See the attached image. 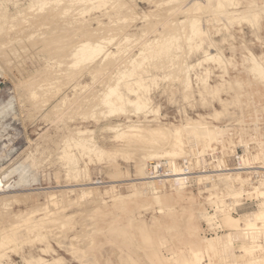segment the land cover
I'll use <instances>...</instances> for the list:
<instances>
[{"label": "rangeland", "instance_id": "1", "mask_svg": "<svg viewBox=\"0 0 264 264\" xmlns=\"http://www.w3.org/2000/svg\"><path fill=\"white\" fill-rule=\"evenodd\" d=\"M202 1L44 0L43 9L36 10L29 8L31 0H0V108L11 103L0 121V201L8 198L2 203L5 207L0 202V232L8 225V215L39 206L44 212L33 218H44L48 227L29 234L35 238L22 227L5 244L0 234V255L4 254L0 264H37L39 260L43 264H174L186 243L205 239L200 235L206 220L203 203L216 207L222 214L220 222L228 216L243 219L242 228L251 218L264 225L256 220L264 219L263 205L237 216L224 210L229 203L264 198L263 190L252 194L244 187L241 175L198 178L189 188L162 182L152 189L147 184H130L138 179L135 159L152 141L142 131L115 138L113 131L103 130L115 125L126 130L130 123L141 128L188 127V119L197 120L201 127L219 131L215 142L195 149L181 143L171 157L153 158L146 165L188 155L199 161L215 149L228 164L236 152L244 154L246 164L264 163V82L249 72L247 60L252 54L264 64V0H210L206 6L191 8ZM64 36L70 38L69 46L80 39L102 42L105 52L73 68V58L54 52V42ZM203 50L216 58L209 74L203 72L204 63L198 64ZM219 55L230 62L223 70L217 67ZM184 65L192 67L188 73ZM127 68L133 84L124 86L127 74L119 72ZM139 84L149 89L153 112L145 109L136 114L128 104L102 103L110 90L116 94L108 101L117 95L132 100ZM33 87L34 96L48 102L39 113L28 114L22 107L28 108L33 100L27 95ZM77 131H92L86 135L97 141L104 155L80 156L74 142L65 138ZM170 142L164 140V147ZM36 148L41 165L34 171L22 162ZM64 152L77 159L76 176L66 172ZM87 190L93 194L81 197ZM156 192L163 196L160 205L152 201ZM228 233L226 229L216 237L226 240ZM233 234L224 258L209 252L200 264L250 260L239 246L245 242L241 231ZM78 236H88L90 241L81 242ZM258 244L262 249L256 255L264 264L263 234Z\"/></svg>", "mask_w": 264, "mask_h": 264}, {"label": "bare ground", "instance_id": "2", "mask_svg": "<svg viewBox=\"0 0 264 264\" xmlns=\"http://www.w3.org/2000/svg\"><path fill=\"white\" fill-rule=\"evenodd\" d=\"M43 1L44 0H31V2H28V3H31V7H29V8H33V9L35 8L36 10H41V9H43ZM209 1L210 0H204V2L202 1L203 3L194 2V3L191 4L192 5L191 8H197V7H199V6L203 5V4H204V6H206V5H208ZM120 3H118V4H120ZM124 6H126V4H124ZM112 7H113V5H112ZM256 17H257V15L255 16V18ZM196 32H197V30L196 31H193V34L191 33V36L192 35L194 36L196 34ZM83 34H85V33L83 32L82 35ZM66 36H69V35H66ZM66 36L62 37L61 39H57V40H60V41H55L54 42V52H55L56 55H59V54L61 55L62 54V56L64 58H66V57L73 58V62H72V67L73 68H76L79 65H81V64H83L85 62H88L89 60H94L95 58H97L98 56H100V54L104 51V49H103L104 48L103 43L102 42L95 41V40L94 41L91 40V41H88L87 42L86 40H83L82 41L80 39V41H79V43L77 45L74 44L72 46H69L68 45V41L70 40V38H68ZM69 43H71V42H69ZM196 46H194V47H196ZM53 59H54V57H53ZM218 59H219V62H218L219 65H217V67L220 70H223L224 67H226L228 64H230V62L228 60H225L224 57L221 56V55L218 56ZM215 60H216V58L214 59V54H210V53H208V51H204L203 50V58H202V60L198 64L204 63L206 65L205 68L203 69L204 74H209L210 70L212 69L210 67V64L213 65L214 67H216V65L214 63ZM247 60H248V62L251 63V66L249 67V72L252 73V74H254V75H256V76H259V78H257V79L260 80V81H262V82H264V64H262V63L258 62L257 60H255V58H254V56L252 54H250L249 57H247ZM105 65H108V64H105ZM132 65H133V63H132ZM137 66H140V65H137ZM109 67H110V65H109ZM191 68H192L191 66L184 65V70H185L186 73H188V71L191 70ZM102 69H106V68H102ZM127 70H128V68H127ZM100 71H102V70H100ZM129 72H130L129 70L128 71H120L119 72L121 75L123 74V76H125V74H127V80H125L124 78L122 79V84L124 86H126L127 84H133L132 78L129 77ZM259 74H263V75H259ZM49 75H52V74H49ZM33 77L34 76H32V78ZM37 77H40V79H41V76H37ZM22 80H21L20 83H23L24 84V82H22ZM25 80H27V79H25ZM74 80H75V78H74ZM32 81H35V80L33 79ZM37 81H39L38 78H37ZM53 81H48L47 80L46 82H51L50 84L52 85V83H54ZM26 83H29V86H30V82L27 81ZM23 84H21V86ZM68 84H69V82H68ZM37 85L35 84V88L37 87ZM24 86H28V85L25 84ZM108 86L110 87V85H108ZM40 87L41 88H44L42 86H40ZM40 87H38V88L40 89ZM109 87H108V89H111ZM25 88L26 87H24V89ZM49 88L50 87H48V89ZM29 89H31V87H29ZM33 89H34V87L32 88L31 91L28 90L29 91V94H27V93L26 94L28 96H34L35 94H37L36 91H35V89H34V91H33ZM136 89H137V91L134 93V98L132 100H129V99H126L123 96L117 95L111 101L110 100L108 101V97H111L114 94H116V91L115 90H112V91L110 90V94H105L103 96L102 103L103 104H106V105L107 104H111V103H113V104H116V103H124V105L125 104H128L131 107L134 106V108H133L134 112L133 113H136V114H142L143 113L142 111L145 110V109L151 110L153 112L154 109L150 105V101L151 100H150V98L148 96L149 89L146 86H142L140 84L139 85H136ZM43 91H45V90H43ZM24 92H27V91H24ZM34 92H35V94H34ZM40 92H42V91H40ZM47 92H48V90H47ZM40 94L42 95L43 93H40ZM28 96H26V97H28ZM48 96L50 97V95H48ZM43 97L47 98L46 96H43ZM49 97H48V99H49ZM52 99H49V100H52ZM28 100L26 99V101H28ZM28 102H30V101H28ZM46 102H48V101H46ZM46 102H44V100L43 101L42 100L40 101V99L38 100L37 97L34 96L33 97V100H31L28 108H25L24 106L22 108L26 109V111H27L28 114H32L33 112H36V111L38 112L39 109L44 108V106L46 107V104H47ZM44 103H45V105H44ZM10 106H11V103H8L6 106H1V108H0V121L4 118V115L10 109L9 108ZM77 107H78V105H77ZM77 107L74 110L77 111V109H78ZM56 109H58V108L56 107ZM81 110H83V109H81ZM81 110H80L79 113H81ZM104 113H102L103 114L102 116H105ZM49 114H50V112H49ZM219 114L220 113L216 112L215 113V117L216 116L218 117ZM72 115H74V114H72ZM76 116L78 117V115H76ZM84 116H87V114L84 113ZM95 116H96V114H95ZM72 117L73 116H71L70 119H72ZM90 117H92V116H90ZM97 117H98V115H97ZM188 120L190 121V125L188 127H185V126H175V127H170L169 126V127H165V126L162 125V126H159V127L156 126L157 128H146V127L145 128H141V127H137L133 123H130V125H127L126 126V130H124L122 128L124 125H115L113 127H108V128L103 129L105 131H113L114 132L113 134H115V138H118V137L123 136V135L130 136V137L132 135L137 136L136 133L139 132V131L140 132L141 131L142 132H146V133L149 134V135L146 134V136L148 138H150L149 140L152 141V145L148 147V149L146 150L145 153H142L141 155H139L137 157L138 159H135V160H137L136 165H135V169H136V174H137L138 179L136 181H130L129 182L130 184H132V185H134V184H147V186L149 188H151V189H152V187L158 186V184L161 183V182L151 181V180H148L147 177H146V166H147L146 165V162L147 161H149V160H151L153 158L171 157V155L175 153V150H177L180 147L179 144H181V143L188 144L192 149H195V148L201 147V146L208 147L212 142H215L217 140V138L219 137V135H220L219 134V131L213 129L212 127H206V126H203V125L201 127V123H199L200 121L191 120V119H188ZM90 132H92V131H90ZM90 132L89 133H85V132H82V131H77L74 134L75 136H73V137L71 135H68V136H71V137H65V135H64V137L68 141L74 142V143H72V145L77 150V152L79 153L80 156L81 155L82 156H84V155H87V156H89V155H98L99 156V154H103L104 155L105 151H104V149H102L101 147H99L100 145H97V141L95 142L93 140V138H91L90 135H86V134H90ZM162 138L164 140H170L171 141L170 143H168L170 145H168L167 148H166V146L164 147V143H163L164 140ZM63 140H65V139H63ZM41 151H42V149H41ZM67 151H69V150H67ZM70 152H72V151H70ZM37 154H38V149L36 148L35 150H33V152H29L28 154H26V157H25V159L23 160L22 163H28V165L30 166L31 169H33L34 171H37L40 168V165H41V162L38 159ZM74 154L75 153H73V155ZM116 154H117V152H116ZM63 157L65 158V165H67L66 172L69 175L76 176V174L79 172V169H80V167L78 165V162L76 161L77 159H75V157H72V155L67 154L65 152L63 154ZM41 158H42V156H41ZM49 159H51V158H49ZM3 169H4V167H3ZM77 176H79V175H77ZM199 178H210V177L204 175V176H199ZM177 182H178V184H174L177 188H180L181 186L183 187V185L179 184V182H180L179 180H177ZM113 184H114V182H113ZM91 185H93V184H91ZM112 188H114V186ZM153 190H156V189L153 188ZM263 191H264V189H263ZM91 193H92L91 191H88L87 190V192L86 193H83L81 197H83L86 194L90 195ZM162 197H163L162 195H158V192L153 193V195H152V201H153V203L160 205L161 202H162ZM7 199H8L7 197H4L3 196V199H1V201H0L1 204L4 201H6ZM16 199H17V194H16ZM6 203H9V202H6ZM1 206H3V204ZM3 207H5V206H3ZM40 207L41 206H39V207H33V208L31 207L28 211L19 213L17 215H14V213L12 214V216L8 215L7 222H5L8 225L6 227L4 226L5 228L3 227V229L0 232V234H1V243L5 244L7 241H9L11 239V237L13 235H17L18 234V231L20 230V228L23 230L22 227L25 228L28 236H30L31 238H32L33 235H35V233H36L35 231H37V229L47 227L45 225L46 224L45 223V220H43L44 218H41V219H39L37 221H35L34 218H33V215L34 214H37V213L39 214V212L41 213V211H42V213L44 212L43 211L44 209H42ZM256 220H260L261 222H264L263 221L264 219L262 218V216H258V218H256ZM241 221L243 222V219H240V218H237L236 219V218L228 217V216L224 217L223 218V221L221 223L222 224L225 223V225H223V227L226 228L230 232L224 238L226 240H221V237H216L215 236L214 238L213 237L212 238H205V239H203L200 242L186 243L185 247L183 249L181 248V251L178 252V258L176 260L173 259V263L174 264H200L202 262V260L204 259V255L205 254L208 255L209 252H211L213 255H218L220 257V259H222V258H224V253L227 250V248H228V246L230 244V241L233 239V236H234L233 231L240 230L241 231V234H242V238H243V240L245 242L244 243H241L239 246L245 248L244 251L251 258L250 260H247V261H245L242 264H260L259 262H261V260L256 255V253H257V251L260 252V250L262 249L261 245L258 244V240H259V236H260V238H261V235L262 234L264 236V225H262L260 227L258 224H256V222L254 221V219L251 218V219H247L246 220V227L245 228H242L240 226ZM33 232H35V233H33ZM19 233L22 234V232H19ZM31 233H33V235H29ZM22 235L24 236V234H22ZM81 235L82 234H80L79 236H81ZM83 236H84V233H83ZM83 236L82 237H79L80 238L79 240L81 242H82V240L84 242V239L88 240V241H85V243L90 241L89 238H87L88 236L87 237H84V238H83ZM35 237L33 236V238H35ZM76 241H78V240H76ZM80 241H78V242H80ZM81 242L79 244H83L84 245V243H81ZM89 244H91V243H89ZM89 244H88V246H89ZM81 247H83V246L81 245ZM3 255L4 254H1L0 255V260H1V258L4 257ZM210 257L213 258V256H210ZM158 261L161 262L160 259ZM162 262H164V261L162 260ZM43 263L44 262H42L40 260L37 262V264H43ZM237 263L238 262H236V261H226L225 260V261H223L222 264H237Z\"/></svg>", "mask_w": 264, "mask_h": 264}, {"label": "built area", "instance_id": "3", "mask_svg": "<svg viewBox=\"0 0 264 264\" xmlns=\"http://www.w3.org/2000/svg\"><path fill=\"white\" fill-rule=\"evenodd\" d=\"M215 151L216 149L206 152L205 156H200L197 159L199 161H196L192 155H188L178 161L160 159L149 162L146 166V177L148 180L162 182L167 186L178 184L177 180H179V184L183 185L184 188H189L199 176L206 175L213 178L241 175L244 177V187L253 190L252 194L264 189V163L246 164L243 162L244 154L236 152L231 155L232 161L228 164L222 156V152ZM253 201L255 203L249 200H243L239 204L229 203L224 210L231 216H237L238 213L247 211L245 209L250 207L256 205L257 207L260 205L264 207V198H255ZM203 204L207 207L205 209L206 220L201 223L200 235L211 238L223 234L226 229L222 227L220 222L222 214L217 211L216 207H208L207 203Z\"/></svg>", "mask_w": 264, "mask_h": 264}]
</instances>
